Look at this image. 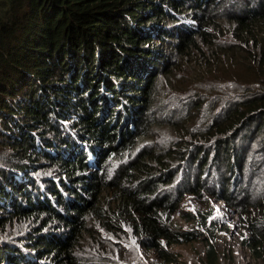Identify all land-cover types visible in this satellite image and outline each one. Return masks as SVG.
Returning a JSON list of instances; mask_svg holds the SVG:
<instances>
[{
	"label": "trees",
	"instance_id": "trees-1",
	"mask_svg": "<svg viewBox=\"0 0 264 264\" xmlns=\"http://www.w3.org/2000/svg\"><path fill=\"white\" fill-rule=\"evenodd\" d=\"M261 28L264 0H0V264H147L151 253L182 264L169 249L198 231L175 228L174 214L187 196L207 205L205 194L241 206L264 264V198L247 182L264 197L263 166L248 156L251 128L264 132ZM223 53L237 72L180 82L194 72L180 62L203 68ZM24 216L21 229L36 223L27 233L7 226ZM45 236L68 239L36 253ZM204 243L202 263L219 264Z\"/></svg>",
	"mask_w": 264,
	"mask_h": 264
},
{
	"label": "rangeland",
	"instance_id": "rangeland-1",
	"mask_svg": "<svg viewBox=\"0 0 264 264\" xmlns=\"http://www.w3.org/2000/svg\"><path fill=\"white\" fill-rule=\"evenodd\" d=\"M193 4H194V2H190L189 3V6H191ZM217 20H219V19H217ZM219 21H221V20H219ZM217 24H218V26H216L217 29H221L223 27V25H220V22H217ZM210 30L215 33V38L217 37V41H220L221 39H222V41H225L226 38L224 36V33L218 36L217 33H216L217 30L215 28L214 29L211 28ZM260 31L263 32V34H264V28H261ZM232 42L233 41H231V43ZM229 43H230V41H229ZM233 47L235 48L236 45H233ZM227 55L230 56L232 54H226V53L218 54L217 57L213 60L214 62H212V61H205V64H207V65L206 66L203 65V66H205L203 68H202L201 65L198 64L199 61H198L197 58H191V60L189 62H185V61L180 62V67L178 69L180 73H189V70L190 71H194V72H192L193 74H191L186 80L183 79L180 82L183 85H188V87L190 89H199V88H202L203 87V86L200 85V83H202V82H204V81H206L208 79H209L208 81H212L213 80L212 81V84H213V82L215 81V79L210 78L212 72L213 73H218V72H221V71H223L225 69L230 70V73L231 72H237V68H238L237 64H238V62L236 60L232 59V57H228ZM205 74H208V75H205ZM197 75H199V76L205 75V76H203V77H201V78L198 79V76ZM213 78H215V77H213ZM170 80L174 84H176L177 78L176 77H171ZM199 80L202 81V82H200ZM173 111L175 113V117L180 115L177 112V109H174L173 108ZM75 120L76 119L72 118L71 121H68V123L73 122ZM191 121H193V120H190V121L186 122L185 124L190 123ZM182 122L183 121H180V124L179 125H181ZM131 123H133V122H130V125H131ZM251 131L253 132L252 134L256 138H255V140L251 144V147H250L249 152H248V156L252 157L254 155L255 156V160L254 161L256 163L257 162H260L259 163V167L260 166H263V170H264V153L263 154H261V153L260 154H255L256 151H258V150H264V148H261V144L263 142H259V140H263V138H264V132L262 131L260 133H257V131L255 130L254 126L251 128ZM169 132L179 134V132H175V130L173 128H170L169 129ZM89 138H90V136H89ZM167 141H170V140L166 136L163 137V139L160 142L161 148L163 147V144L165 142H167ZM169 151L167 150L166 152H169ZM166 152L163 151V152H161L159 154L162 157H167ZM261 156H263V158H261ZM44 167H46V166H42V168H44ZM118 169H119V165L116 166V170H118ZM59 170H60V168H58V166H56V168L53 170L54 171L53 174H51V177H53L52 179H53L54 182H58L60 184V182L63 180V177H62L61 172ZM31 172H33V171H31ZM235 173H236V171H235ZM238 173H239V171L237 172V176H238ZM21 180H24V176H21ZM249 181L250 180L248 178V181L247 182L249 184L248 185V189L250 191L249 192L250 197L258 198V199L264 198V197H262V192L263 191L261 189V185L256 184V182L254 180H252L251 184H250ZM55 199H57V198H55ZM204 199H207V205L200 204L198 201H196V198H194L192 196L185 197L184 201L182 202V204L180 206V210L178 211V213L176 215V220L179 223L180 222H183V223L182 224L180 223L181 224V228H180V226L175 227V228L180 229L181 232L188 231V230L190 232H192V231H198V234H196V236H195V242H191L189 244H182L180 246L171 247V249L176 253V255H178V256H175V258H177L183 264H185V262L188 263V261L191 262V263H193V264H195L196 260L201 257V255H202L201 254L202 253V247L205 245L204 240H205V237H206V233L204 231L205 228H204V230L199 229V226L203 224L201 218L198 219V220H195V221L192 220V221H190V224H189V222L186 219H185L186 222L183 220L182 215H185L186 218L187 217H190L192 214L195 216V212L194 211L195 210H199V209H202V211L204 213H206L207 212V209H209V201H211L214 198L212 196H209V195L205 194ZM232 207L233 208L236 207L235 209L238 210L241 206H239V207H237V206H228L226 209L228 210V209H230ZM6 208L7 209L5 211L9 215V213L12 210L8 206ZM28 210H31V208L29 207ZM224 212L226 214V210H224ZM253 217L254 218L255 217L259 218V216H256V213L253 214ZM21 218H22L21 220L16 221L17 220L16 219V220L13 221L14 224L9 223V224H7V226H12L13 225L14 227H18L21 232L27 233L28 231H30L31 227L34 226L36 223L35 224L32 223V226H29V227H26L25 226L24 228L21 229L20 227H22V225L27 220H29V218L27 216H24V217H21ZM214 218H215V220H218L217 217H214ZM239 220H240V226L244 227V226L248 225L247 222H245L241 218V215L240 214H239ZM52 226H55L54 223L51 225V227ZM48 229H49V227L45 229V231L43 232V234L45 232H47ZM234 233L236 234L235 231H234ZM244 233L245 234H249V231L247 229H244ZM223 234H226V233H223ZM215 237H216V232H215ZM129 238L130 239H133L131 233H129ZM221 241L222 242H221L220 245H221L222 248H224L225 247V243L228 242L227 245L229 246V242H233L234 240H232V239H226V236L222 235ZM122 244H123V251L122 252L123 253H126L127 247L129 246L126 243V239H123L122 240ZM91 247H92L91 245L87 244L84 247H82V249L87 252L89 249H91ZM237 250H238V248H237ZM47 251L49 252L48 254L51 253L50 250H47ZM137 252L144 257V251L142 250V248H141V246L139 244H138V250H137ZM123 256L125 257L126 254H124ZM154 257H155L154 254L151 253L150 254V258H154ZM238 259H240L239 260L240 262H243L242 261V258H238Z\"/></svg>",
	"mask_w": 264,
	"mask_h": 264
},
{
	"label": "clouds",
	"instance_id": "clouds-1",
	"mask_svg": "<svg viewBox=\"0 0 264 264\" xmlns=\"http://www.w3.org/2000/svg\"><path fill=\"white\" fill-rule=\"evenodd\" d=\"M193 25H197L195 21L192 19V17H188ZM169 50V48H167ZM170 51V50H169ZM88 139H90L88 137ZM106 148V147H104ZM136 149H139L138 146ZM262 150H258L256 152H259L260 154ZM94 153L92 151L87 152V159L88 161L91 159L92 155ZM87 161V162H88ZM116 170V167H115ZM214 198V197H213ZM228 206V203L224 199L216 200L215 198L209 201V209H207L206 217H205V223L199 226V229L204 230L206 237L210 239L211 244H213L216 248V255L219 260V264H262L259 260L255 259L253 253L251 252V249L245 244L246 240L251 239V230L249 229V234L244 233V228L240 226V220H239V212L235 208L226 209ZM180 208L176 211L174 214V220L177 223L178 226L181 228V224L183 222H178L176 220V215ZM226 210V214L224 212ZM195 216L192 214V216L196 217V220L200 219L198 210H195ZM214 217H217L218 220H215ZM183 220L185 219L189 222L185 215H182ZM202 219V218H201ZM186 222V221H185ZM49 228H56L54 232H58V227L50 226ZM213 230V234L210 236V232ZM181 231V230H180ZM236 232V234L234 233ZM190 232L184 231V233ZM216 232V237H215ZM226 233V234H223ZM222 235L226 236V239H232L233 242H229V246L227 243H225V247H221V238ZM68 239L67 237H64L62 239H54L49 236H45L44 240L40 243L38 246L36 253L44 252L47 250H50L52 252L55 247L63 242H65ZM222 250H221V249ZM238 248V250H237ZM236 249V250H235ZM169 253L173 254L175 256L176 253L170 248ZM201 257L198 258L195 262V264H203L202 262L205 260V245L202 247V253ZM238 258H242L243 262H240ZM238 259V260H237ZM157 260L156 257L149 258L147 260V264H154V262ZM51 261L53 263V259L51 258ZM180 262V261H179ZM60 264V263H56ZM183 264V263H182ZM185 264H193L188 261V263L185 262Z\"/></svg>",
	"mask_w": 264,
	"mask_h": 264
},
{
	"label": "bare ground",
	"instance_id": "bare-ground-1",
	"mask_svg": "<svg viewBox=\"0 0 264 264\" xmlns=\"http://www.w3.org/2000/svg\"><path fill=\"white\" fill-rule=\"evenodd\" d=\"M131 122H133V123H132V127H134V123H135V121H131Z\"/></svg>",
	"mask_w": 264,
	"mask_h": 264
}]
</instances>
